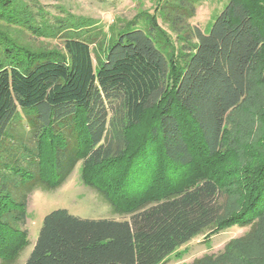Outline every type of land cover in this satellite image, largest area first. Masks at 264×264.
<instances>
[{
    "label": "trees",
    "instance_id": "1",
    "mask_svg": "<svg viewBox=\"0 0 264 264\" xmlns=\"http://www.w3.org/2000/svg\"><path fill=\"white\" fill-rule=\"evenodd\" d=\"M226 1L205 34L191 25L200 0H160L156 13L180 41L175 62L153 25L128 22L95 65L92 22L38 21L26 4L0 0V263L13 262L27 244L32 192L41 184L58 188L79 161L84 171L122 161L111 191L83 181L129 219L51 212L25 264H164L201 235L238 227L248 237L237 241L254 237L264 210V157L253 171L256 192L229 221L221 220L224 195L210 175L173 184L198 158L223 153L226 120L264 65V0ZM17 28L59 38L62 49L31 48L11 34ZM137 126L146 134L130 143L127 133ZM47 153L52 183L43 179ZM154 183L161 189L151 192Z\"/></svg>",
    "mask_w": 264,
    "mask_h": 264
},
{
    "label": "rangeland",
    "instance_id": "2",
    "mask_svg": "<svg viewBox=\"0 0 264 264\" xmlns=\"http://www.w3.org/2000/svg\"><path fill=\"white\" fill-rule=\"evenodd\" d=\"M14 1L18 5L26 4L38 21L45 18L49 23H54L55 19H66L73 24L92 22V27L98 31L96 38L99 43L91 46L95 65L96 59L103 58L106 47L118 34L120 27L128 22L132 23L133 26H130L132 29H143L142 26L153 25L161 50L167 58L177 61L180 41L162 24L159 14L156 13L160 0ZM226 4V0H200L196 5L191 25L207 34ZM10 32L31 48L57 51L62 49L59 38L45 40L31 37L25 33L26 31L18 28ZM144 123L146 125V122ZM225 129L223 153L209 160L198 158L191 168L178 174L173 184L179 186L192 183L200 176L210 175L224 195L221 220L229 221L238 215L242 216L241 213L245 212L251 194L256 192L253 188L257 186L255 181L257 177L253 176V171L264 157V65H257L253 70L249 93L244 103L229 114ZM146 130L145 127H133L127 133L128 141L136 144L138 138L142 139V136H145ZM44 142L46 143V140ZM47 154L41 162L43 179L52 183L54 176L52 170H49L50 157ZM121 164L122 161L113 160L101 168H88L84 171L82 161H79L67 180L58 188L49 189L45 184L38 186L32 192L25 209L26 222L22 230L26 232L27 244L10 264H25L44 218L56 210H65L72 216L88 220H128V216L115 214L111 205L88 186L93 184L111 191L117 177L121 178ZM83 175L88 185L83 181ZM149 187L151 192L161 189L155 187V183ZM120 200L124 201L119 202L121 206L127 205V200L121 198ZM249 215L252 216V213ZM256 221L259 226L251 239L237 241L248 234V229L238 227L220 230L211 237L201 235L175 250L164 264H264V210Z\"/></svg>",
    "mask_w": 264,
    "mask_h": 264
}]
</instances>
